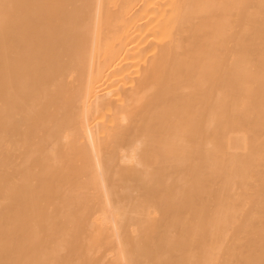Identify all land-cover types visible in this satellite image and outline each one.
<instances>
[{
  "label": "bare ground",
  "instance_id": "6f19581e",
  "mask_svg": "<svg viewBox=\"0 0 264 264\" xmlns=\"http://www.w3.org/2000/svg\"><path fill=\"white\" fill-rule=\"evenodd\" d=\"M0 264H264V0H0Z\"/></svg>",
  "mask_w": 264,
  "mask_h": 264
}]
</instances>
